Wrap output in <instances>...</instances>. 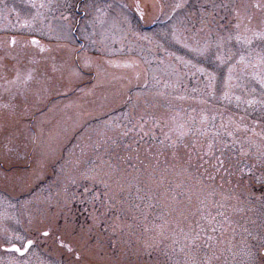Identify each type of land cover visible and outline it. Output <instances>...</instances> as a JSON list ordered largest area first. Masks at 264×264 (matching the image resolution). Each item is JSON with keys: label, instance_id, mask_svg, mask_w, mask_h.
<instances>
[{"label": "rangeland", "instance_id": "rangeland-1", "mask_svg": "<svg viewBox=\"0 0 264 264\" xmlns=\"http://www.w3.org/2000/svg\"><path fill=\"white\" fill-rule=\"evenodd\" d=\"M139 1L0 0V264H264V0Z\"/></svg>", "mask_w": 264, "mask_h": 264}, {"label": "trees", "instance_id": "trees-1", "mask_svg": "<svg viewBox=\"0 0 264 264\" xmlns=\"http://www.w3.org/2000/svg\"><path fill=\"white\" fill-rule=\"evenodd\" d=\"M180 113L181 112L177 113V117L175 119H173V121L174 120H178V118L181 116ZM168 121L173 123L170 119ZM182 128H183V126H182ZM184 132H185V129L183 128L181 130V133L184 134ZM205 150H208V151H204V152H206V154L210 153L211 151L212 152L210 154L213 153L212 146L209 145V144H208V147H206ZM207 159H208V157H207ZM227 217L228 216L224 212H215V211H211L210 209L206 208L205 209V214L201 215V217L199 219L197 218L195 220V228L196 229L194 231V233H195L194 235L197 236L199 234V236H201V237L205 236L204 243H206L207 239H210L209 237H211V239L213 240V234H212V231H210V230L218 229L217 232H219L220 228L223 229L224 228L223 223L225 221H227ZM206 225L208 226L207 227L208 230L204 231V229L206 228Z\"/></svg>", "mask_w": 264, "mask_h": 264}, {"label": "snow or ice", "instance_id": "snow-or-ice-1", "mask_svg": "<svg viewBox=\"0 0 264 264\" xmlns=\"http://www.w3.org/2000/svg\"><path fill=\"white\" fill-rule=\"evenodd\" d=\"M13 43H15V40H13ZM33 43H35V41H33ZM221 163H223V162L221 161ZM41 235L43 237H49L51 235V233L48 231H44L41 233ZM209 238L211 239V237H209ZM7 243H9L11 246L10 247H4L3 248L4 251L15 252V253H18L20 255V257H24L28 253L29 249L34 246L35 241H34V239L29 238V239H27L26 243H23L19 247L15 243H12L11 240H9ZM61 247H66V245H64L63 242H61ZM68 251L71 252L72 249L69 247ZM16 264H20V262L18 261V262H16ZM23 264H27V261H24Z\"/></svg>", "mask_w": 264, "mask_h": 264}, {"label": "flooded vegetation", "instance_id": "flooded-vegetation-1", "mask_svg": "<svg viewBox=\"0 0 264 264\" xmlns=\"http://www.w3.org/2000/svg\"><path fill=\"white\" fill-rule=\"evenodd\" d=\"M135 9L137 10V12H138L139 14H142L143 11L140 10V8L135 7ZM35 40H37V38H33V39H32V41H35ZM40 49H42V47H41ZM209 152H210V151H209ZM211 152H212V151H211ZM211 152H210V153H211ZM210 153H207V155L210 156V155H212L214 152H213L212 154H210ZM218 157H220V156H218Z\"/></svg>", "mask_w": 264, "mask_h": 264}, {"label": "water", "instance_id": "water-1", "mask_svg": "<svg viewBox=\"0 0 264 264\" xmlns=\"http://www.w3.org/2000/svg\"><path fill=\"white\" fill-rule=\"evenodd\" d=\"M27 241V240H26ZM26 241L24 242V243H26ZM17 245V244H16ZM11 245H9V246H3V248L4 247H10ZM18 246V245H17ZM19 247V246H18ZM263 251H264V249H263ZM18 254V253H17Z\"/></svg>", "mask_w": 264, "mask_h": 264}]
</instances>
